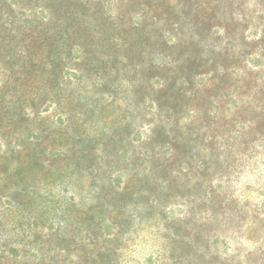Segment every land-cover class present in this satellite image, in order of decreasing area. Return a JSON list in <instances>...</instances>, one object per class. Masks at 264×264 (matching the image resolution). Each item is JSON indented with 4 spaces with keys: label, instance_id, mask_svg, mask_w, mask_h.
<instances>
[{
    "label": "rangeland",
    "instance_id": "rangeland-1",
    "mask_svg": "<svg viewBox=\"0 0 264 264\" xmlns=\"http://www.w3.org/2000/svg\"><path fill=\"white\" fill-rule=\"evenodd\" d=\"M0 264H264V0H0Z\"/></svg>",
    "mask_w": 264,
    "mask_h": 264
}]
</instances>
